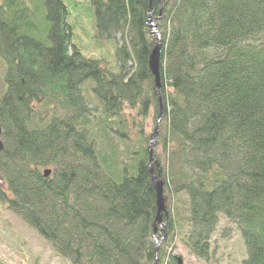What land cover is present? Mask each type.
<instances>
[{
    "label": "trees",
    "instance_id": "obj_1",
    "mask_svg": "<svg viewBox=\"0 0 264 264\" xmlns=\"http://www.w3.org/2000/svg\"><path fill=\"white\" fill-rule=\"evenodd\" d=\"M36 1L0 0V201L72 264H153L154 237L163 263L179 225L167 208L153 228L150 15L164 157L152 151V165L165 198L187 197L181 241L208 258L221 213L244 240L242 264H264V0H90L98 34L117 41L116 72L72 43L62 0Z\"/></svg>",
    "mask_w": 264,
    "mask_h": 264
},
{
    "label": "rangeland",
    "instance_id": "obj_2",
    "mask_svg": "<svg viewBox=\"0 0 264 264\" xmlns=\"http://www.w3.org/2000/svg\"><path fill=\"white\" fill-rule=\"evenodd\" d=\"M33 1L35 4L34 7L37 9L40 8L38 1ZM62 1L67 7V21L72 27V43L76 45L82 56L85 58L99 61L101 67H104L111 72H116L117 60L115 56V47L117 46V41L116 39L109 40L98 34L94 24V15L90 0ZM154 24L158 27L160 22L155 20ZM158 31L160 32L159 28ZM152 37L153 39L157 38L155 35H152ZM3 69L4 65L0 60V95L3 90ZM91 86L92 83L88 81L84 84L83 89L86 96L91 100L92 106L97 109V111L93 112L96 113L95 115L98 117L100 115L99 105L91 93ZM127 111L131 113L130 110L127 109ZM132 113L135 114V117L137 116L135 111ZM162 114L163 110L159 118V111L157 114L152 110L146 121L145 128L146 133L149 135V149H152V151L159 154V161L161 162L158 163L161 164V166H164V157L161 144L159 143V135L163 130ZM130 130L133 131L132 126ZM154 131H156V135L153 138H150ZM155 160L157 159L152 157L151 163ZM155 177L158 178L156 180H164L162 177L159 178L156 175ZM4 186V180L1 178L0 174V190H3L6 193ZM187 201V197L184 193L174 195L167 194V197H164L165 209L168 208L171 216L176 219L179 229L177 234L171 240L168 239L169 245L167 244V247L165 248L166 252L163 263H160L158 259V251L162 239L154 237L155 251L153 264H166L171 257L177 261V264H242V261L247 255L244 240L236 224L230 222L221 213L218 216L216 229L210 238V253L208 258H198L182 243L181 236L188 230V223L186 221L188 215ZM157 224L163 225L162 222ZM0 264L72 263L69 259L58 254L51 244L39 235L35 228L11 211L6 203L0 201Z\"/></svg>",
    "mask_w": 264,
    "mask_h": 264
},
{
    "label": "water",
    "instance_id": "obj_3",
    "mask_svg": "<svg viewBox=\"0 0 264 264\" xmlns=\"http://www.w3.org/2000/svg\"><path fill=\"white\" fill-rule=\"evenodd\" d=\"M159 1V0H157ZM156 19H152L149 15L148 18V29H149V34L155 35L157 38L154 39V46L150 52L149 58H148V67L149 70L152 74V76L154 77V84L156 87V94L158 97V101H159V118L161 116V112H162V106H161V84H160V71H159V59H160V51H161V35L160 32L158 31V27L154 24V21ZM1 135H2V128L0 125V152L3 150L4 148V144L2 142L1 139ZM156 135V131H154V133L150 136V138H153ZM150 143V142H149ZM150 148V147H149ZM152 161V149H149V161H148V169L150 172V177H151V182L152 185L154 187L155 190V195H156V217L153 223V228H154V232L156 233V226L155 224L162 222V213L165 212V205H164V197H163V183L160 180H156L158 178L155 177V171L153 168V165L151 163ZM51 173L50 169H45L43 171V175L44 177H48ZM180 263V261H179ZM156 264V263H155Z\"/></svg>",
    "mask_w": 264,
    "mask_h": 264
}]
</instances>
